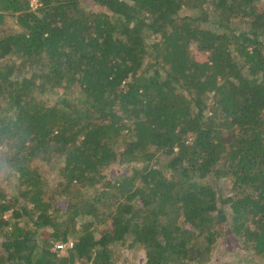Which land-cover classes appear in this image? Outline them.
<instances>
[{
	"label": "trees",
	"instance_id": "obj_1",
	"mask_svg": "<svg viewBox=\"0 0 264 264\" xmlns=\"http://www.w3.org/2000/svg\"><path fill=\"white\" fill-rule=\"evenodd\" d=\"M36 2L0 0V264L264 260V0Z\"/></svg>",
	"mask_w": 264,
	"mask_h": 264
},
{
	"label": "rangeland",
	"instance_id": "obj_2",
	"mask_svg": "<svg viewBox=\"0 0 264 264\" xmlns=\"http://www.w3.org/2000/svg\"><path fill=\"white\" fill-rule=\"evenodd\" d=\"M34 8L37 7L36 0H32ZM264 4V2H263ZM124 169L123 168H117L116 172L121 173ZM49 181H51L53 184L57 183L58 181V175L56 172L48 171L47 173ZM215 184L216 182L213 181ZM218 188L219 183L215 184ZM227 234L220 241V243L217 246V249L214 251L213 258L210 262L207 264H264V260L258 258L254 254H252L249 251H246L239 240L234 237L229 232V227L227 226ZM55 251H57V248L55 246ZM116 259L119 264H144L145 263V256L144 253L136 252L126 246H117L116 248ZM59 251V250H58ZM65 252V249L60 250L59 253L63 254Z\"/></svg>",
	"mask_w": 264,
	"mask_h": 264
},
{
	"label": "built area",
	"instance_id": "obj_3",
	"mask_svg": "<svg viewBox=\"0 0 264 264\" xmlns=\"http://www.w3.org/2000/svg\"><path fill=\"white\" fill-rule=\"evenodd\" d=\"M56 248H57V250H63V249L66 248V245H63V244H57V245H56Z\"/></svg>",
	"mask_w": 264,
	"mask_h": 264
}]
</instances>
